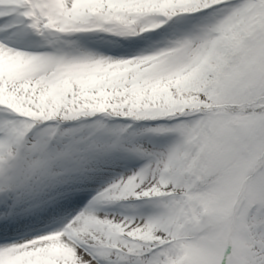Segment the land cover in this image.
Returning <instances> with one entry per match:
<instances>
[{
    "label": "snow or ice",
    "instance_id": "1",
    "mask_svg": "<svg viewBox=\"0 0 264 264\" xmlns=\"http://www.w3.org/2000/svg\"><path fill=\"white\" fill-rule=\"evenodd\" d=\"M0 264H264V0H0Z\"/></svg>",
    "mask_w": 264,
    "mask_h": 264
}]
</instances>
